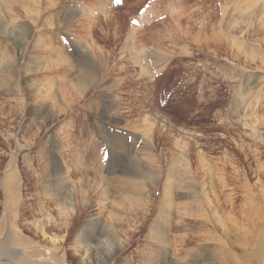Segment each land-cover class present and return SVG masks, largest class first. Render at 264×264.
<instances>
[{"label":"rangeland","instance_id":"1","mask_svg":"<svg viewBox=\"0 0 264 264\" xmlns=\"http://www.w3.org/2000/svg\"><path fill=\"white\" fill-rule=\"evenodd\" d=\"M34 1L0 0V22L13 24L0 28V174L20 152L19 169L30 188L24 194L32 203L27 212L36 217L27 213L17 230L61 264H150L157 255L153 224L166 217L175 225L192 221L178 203L188 198L174 192L186 189L187 177L210 191L213 176L220 199L233 194L238 211L240 187L264 181V0H107L104 6L43 0L37 7ZM89 67L93 77L84 73ZM111 141L125 148L112 150ZM74 149L92 171H75ZM46 150L70 165L63 176L76 194L75 228L91 216L101 221L92 255L70 227L65 232L61 224L44 228L38 222L41 206H49L47 213L59 223L69 208L66 193L61 210L44 195L49 170L40 169L39 159ZM110 164L120 167L118 177L134 168L133 182L107 175ZM92 173L107 175L108 199ZM179 177L181 187L173 183ZM5 213L0 204V222ZM172 238L184 260L190 238L181 241L177 231ZM121 241L127 242L119 255Z\"/></svg>","mask_w":264,"mask_h":264},{"label":"bare ground","instance_id":"2","mask_svg":"<svg viewBox=\"0 0 264 264\" xmlns=\"http://www.w3.org/2000/svg\"><path fill=\"white\" fill-rule=\"evenodd\" d=\"M96 1H99L103 6L107 2V0H96ZM40 2H43V0H35L34 1V4H35L34 7H37V4ZM33 10H35L36 12H39L38 9H33ZM61 16H62V14H61ZM107 20H108V18H107ZM0 28L8 31L11 28L13 29V24L11 22L10 23L0 22ZM29 29H31V28H29ZM13 31L15 32V30H13ZM11 53H12V51H11ZM87 57H88V55H87ZM14 60L16 61V58ZM20 60H21L20 58L17 59L18 62ZM5 62H6V60H5ZM11 64L13 66V64H15V62L11 63ZM84 73L87 74V76L93 77L94 69L91 67H89V69L84 68ZM81 76H82V78H84V75H81ZM92 79L94 80V78H92ZM41 102L42 103H40V109L44 110L45 103L43 101H41ZM120 142L111 141V143H109L111 145V149L112 150H115L118 148L124 149L125 147L122 146L123 142L122 141H120ZM19 149L21 150V147L18 146L17 150H19ZM76 151H77L76 149L70 150V153L75 155L74 153ZM124 151H126V150H124ZM19 153L14 154L13 160L10 161V163L8 164L9 169L7 170V173H4V175L0 174V192H2V195L4 196L3 200L0 201V204L4 206L5 211H7V213H8V214H6V213L3 214L4 216L2 217V221L0 222V234H3V232H4L3 230H6V235H3L2 237L0 235V264H61L60 259L57 258V260H56L54 256H50L52 258L48 259L47 255H51L49 251H45L44 249H41V248L34 246L31 239L22 235L21 232L18 231L16 228V227L20 226L19 224L23 220V217L25 215H27V213L29 216H32L33 219L34 218L36 219L34 212L33 213L27 212V209L31 206L32 203L30 202V198L27 195V193L26 194H24V193L26 191H29L30 188H27L29 181L26 180L23 176H21L22 174H21V171L19 169V161H20L19 160ZM108 154L111 155V153H108ZM118 155H119V153H118ZM75 156H76V161L78 162L76 167L74 168L75 171H81V170H86V172L89 171L90 167L88 168V165H87L88 161L85 158L83 159L82 155H81L82 158L79 157L77 153ZM122 157H124V155H121V158ZM239 158L241 159V156ZM104 159H103V161H104ZM117 159H116V161H117ZM39 160H40V165H41V163L43 165L42 168H40V169L41 170H49V171L45 172L44 179L47 181L44 183L43 191H44L45 197L49 199L50 205L56 204L58 208L60 206L59 210H61L62 204L64 203L62 201H65V203H66L65 197H63V193H66V195L69 196V198H68L69 201H67V203H66V205H68L69 208L64 212V214L61 213V214H63V216L62 215L60 216V217H62V219L59 218L60 220H62V223H59L56 221L58 219L57 217H56L57 219L55 220V218H54L55 216H52L49 212L47 213V209L49 206H41L39 211H38V213H39L38 217L39 218H37L39 224L43 225L44 228H52V227L54 228L58 224H61L64 226L65 232H69V227H70V229H72L73 232L76 231L74 235H75L76 239H80L82 241L83 247H85V249L88 252L87 254L92 255L93 252L95 251L94 250L95 247L93 245V241H94V237H95L94 233L97 232L96 231L97 222L100 220H98L97 215L91 216V217L85 219L82 223L78 224V226H76V228H75L73 222H74L76 213L74 214L73 211H71V209H74L75 205H77L73 202V201H75V199L73 197V194H75V192H74V189L71 187L72 184H69V186H68V184H67V182L63 176L64 172L68 173V170L65 171V169H68L70 167V165L66 164V162H65L66 160L64 161L63 158L61 157V155L58 156L57 152H55L54 150H46L44 152V154H42L40 156ZM68 161H69V159H68ZM121 161L122 160L119 159V162H121ZM237 161H238V159H237ZM237 161H236V164H237ZM72 162H70V164ZM107 162H106V165H107ZM109 162H110V160H109ZM1 163H2V161H1ZM1 163H0V167L2 166ZM212 165L214 166V164H212ZM71 166H72V164H71ZM120 166H124V165L121 164ZM213 166H212V169H213ZM260 166L262 168H264V164H262ZM113 167H114L113 165L107 166L106 168H108V169H105L104 172L107 175H113L114 179L115 178H122L121 180L123 181V184L128 185V184L132 183L133 181L130 179L131 175H134V176L137 175V172L134 170V168L129 166V167H127L126 171H124V172H126V173H124L125 175L122 177H118L117 173H121V172H118L120 170L119 169L120 167L119 168L115 167V169H113ZM238 167H240V166H238ZM262 168H261V170H262ZM212 169H210V170L213 172L214 169L213 170ZM228 169H229V167H228ZM238 170L240 171V169H238ZM31 171H32V166L29 167V169H27V171H26V173H28V176H29V173ZM90 171H92V170H90ZM114 171H116V172L114 173ZM211 171H209V172L211 173ZM214 172H215V170H214ZM263 172H264V170H263ZM184 173L187 176V175L191 174V171H184ZM215 173H217V172H215ZM224 173L225 172H223V174ZM227 173H229V172H226L225 174H227ZM258 173H259V170H258ZM107 175L105 177H101L99 175L92 173V178H93L94 184L95 183L98 184L101 182L103 183V187L101 188V193L104 195V199H108L110 197V194L112 193V191L110 189L111 187L109 188V183H108L107 178H106ZM206 175H205V178H206ZM240 175H242V174H240ZM244 175H245V173H244ZM244 175H242V176L244 177ZM247 175H245V176L247 177ZM218 176H220V175H218ZM251 176H253V175H251ZM208 178L210 179L209 183L212 184V186L210 187L211 188L210 191H209V189L207 190L209 192H207L205 189H201V187H199V185L197 186L196 182L193 179L191 180L188 177H187V185L185 187L186 189H184V187L182 189H179L177 187L178 189L174 191L175 193H181V194H183V196L188 198V201H186L182 204L180 202H178V203L183 207L184 212H182V213L184 215L192 216V221L190 223L183 221V222L179 223L178 225H175L173 223V220H171L170 217H166V220H167L166 222H164V220L161 219V221H159V225L153 224V231H152L153 234L152 235H154V234L156 235L157 242H156L155 246H156L157 255H156V257H150V264H166V262H168L167 264H264V181H260L262 179L257 177V179H260V180L256 183V185L254 187H252V185L251 186L245 185L242 187L239 186L240 188L244 187V189H242V190H244V193L242 191L244 198L242 199L241 203L239 204L240 209L238 211H235V206L237 204V201H235V196L233 194H230V193H226V195L221 193V195L223 194V197L220 199V197L218 195L219 192L217 190L218 188L216 189V186H215L216 184H214L215 179H213V176H209ZM220 178H223V176H220ZM236 179H237V177H236ZM236 179L234 182H236V181L238 182V180H236ZM246 179L244 178V180L248 182V180H246ZM232 180H234V179H232ZM247 182H246V184H247ZM249 182H250V179H249ZM173 183L176 184L177 186L181 187V184L183 183V181H181V178L179 177L178 179H175V181ZM209 183L207 182L206 185H208ZM252 183H254V181ZM242 184H245L244 181ZM237 185H238V183H237ZM172 187H174V186H172ZM205 187H207V186H205ZM226 187L227 186H224L223 188L225 189ZM66 188H68L69 190ZM220 188H219V190H220ZM230 188H231V186H230ZM141 189H143V188H141ZM224 189H222L221 191H223ZM65 190H66V192H64ZM235 190H237V189H235ZM234 191L231 190L229 192H234ZM225 192H228V191H226V189H225ZM148 194H149V192H148ZM212 194L214 195L216 200L220 199V200H218V203H217V201L216 202L214 201V203L212 202V200L210 199ZM150 195H148V196H150ZM0 196H1V194H0ZM175 198H178V196H175ZM168 200H170V199H168ZM149 201H150V199H149ZM76 202H77V200H76ZM106 205L104 207H107ZM172 208H173V206H171V205L168 206V209L171 212H174V210ZM132 210H131V212H133ZM50 212H52V211H50ZM80 215H78V218ZM99 215H100V213H99ZM114 220H115V218H114ZM116 220H118V219H116ZM120 223H123V222H120ZM5 224L7 225V229H5V227H4ZM161 224L165 225V227L163 226L164 229L162 228ZM101 227H102V225H101ZM78 228H80L78 231L79 234L77 233ZM150 228H152V225L150 226ZM100 229H103V228H100ZM112 229L113 228H111V230ZM126 231H129V229H127ZM175 231H177V237H179L181 241H185L186 238H190L189 250H188L187 255L184 258V260H183V258H180L178 256L177 250L173 246L174 241H173L172 236H173V233ZM220 231H222V232H220ZM103 233H105V232L103 231ZM113 233H115V232L113 231ZM99 234H101V232ZM100 236H102V235H100ZM117 236H119V235L117 234ZM99 237H97V238H99ZM114 237H116V236H114ZM116 240H118V239H116ZM123 240H124V238H123ZM124 241L123 242L121 241L122 244H120L117 247L118 254L120 253L121 248H126V242L127 241L126 242H124ZM119 242H120V240H119ZM112 246H113V244H112ZM99 247H100V245H99ZM81 249H83V248H81ZM110 254H109V256H111ZM105 257H107V256H105ZM115 259L116 258H114L113 260H115ZM53 260H54V263L52 262ZM58 261H59V263H58ZM111 261H112V259L108 260L106 263L111 264Z\"/></svg>","mask_w":264,"mask_h":264},{"label":"snow or ice","instance_id":"3","mask_svg":"<svg viewBox=\"0 0 264 264\" xmlns=\"http://www.w3.org/2000/svg\"><path fill=\"white\" fill-rule=\"evenodd\" d=\"M117 2L119 3V2H120V0H117Z\"/></svg>","mask_w":264,"mask_h":264}]
</instances>
